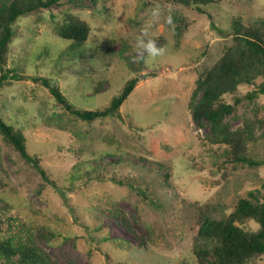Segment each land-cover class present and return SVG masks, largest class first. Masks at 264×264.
Returning <instances> with one entry per match:
<instances>
[{"label":"rangeland","instance_id":"obj_1","mask_svg":"<svg viewBox=\"0 0 264 264\" xmlns=\"http://www.w3.org/2000/svg\"><path fill=\"white\" fill-rule=\"evenodd\" d=\"M154 10H158L157 15ZM206 10L213 22L195 7L184 8L173 0H100L96 4L85 0L80 5H54L25 15L16 23L8 67L16 66L24 76L50 78L77 107L103 108L127 80L141 76L121 107L123 119L109 116L94 123L79 122L67 114L49 89L31 78H17L0 88L1 112L9 123L21 125L28 134L32 152L41 155L51 179L71 186L74 166L94 162L108 135L117 138L131 156L161 160L164 172L172 174V188L158 187L163 190L157 191L159 197L163 195V205L113 182L110 174L103 181H77L78 185L64 196L45 185L39 173L0 135V198L4 199L0 206L6 204V215L25 222L35 233L55 232V236L36 238L60 264H194L190 250L200 226L196 202L213 205L222 213L231 212L250 190H264V164L233 165L214 155L202 141L211 133L208 122H197L188 105L199 75L232 42L231 19L241 16L248 25H255L264 17V0H219ZM65 11L90 24L87 44L96 50L97 58L92 49L87 52L84 48L78 50V57L68 53L58 57L70 46L55 30ZM172 13L183 15L189 24L179 42L174 23L167 20ZM211 22L220 26L222 33L211 28ZM139 36L155 40L165 48L164 55L148 58L137 44ZM126 46L125 55L134 59L143 53L144 68L135 72L128 67L121 56ZM44 49L51 51L49 59L31 61ZM256 87L241 84L237 95L244 96ZM225 98L233 100L232 95ZM55 114L62 116L59 123ZM263 114L264 93H260L238 105V116L228 120L237 129L245 118ZM17 115L22 116L21 121ZM260 139L252 148L254 159H264V140ZM216 151L219 154L218 148ZM97 203L106 210H123L132 220L135 233H128L111 216L101 220L100 230L87 227L85 223L93 226L98 222L93 209ZM248 225L258 228L253 221ZM105 235L110 241H103ZM123 239L137 247L143 243L146 251H128L125 255L120 246ZM250 264H264V255Z\"/></svg>","mask_w":264,"mask_h":264},{"label":"trees","instance_id":"obj_2","mask_svg":"<svg viewBox=\"0 0 264 264\" xmlns=\"http://www.w3.org/2000/svg\"><path fill=\"white\" fill-rule=\"evenodd\" d=\"M92 1L96 4L100 0ZM173 2L184 8L195 7L213 22V17L206 9L209 5L217 4L219 0H173ZM64 3L80 5L84 4L85 0H0V88L17 78H31L48 88L65 112L79 122L94 123L109 116L123 119L121 107L135 90L141 76L127 80L120 93L114 96L107 106L93 110L75 106L50 78L24 76L19 74L16 66L8 67V55L16 36L15 25L18 20L25 15ZM171 17L175 38L179 42L189 24L186 17L181 14L172 13ZM212 22L211 28L222 33V28ZM55 30L60 38L70 42V46L60 51L58 57L66 53L78 57V50L81 52L82 48L87 52L92 49L97 54L96 50L87 44L91 33L90 24L75 13L65 11L62 19L56 22ZM230 32L232 42L224 48L221 56L199 75L188 105L197 122H208L211 133L202 141L214 155H219L229 164L254 167L264 164V159H254L251 154L259 139L264 140V114L255 118H245L244 124L237 129L232 128L228 117H237L238 105L264 93V17L259 18L255 25H248L241 16H235L231 19ZM128 49L126 46L121 50V56L128 67L135 72L144 68L145 59L137 60L125 55ZM50 54L51 51L44 49L36 53L31 61L42 58L47 60ZM97 56L98 54L96 58ZM241 84L257 87L246 95L239 96L237 93ZM226 95L233 96L232 102L226 100ZM17 116V121H21L22 116ZM57 116L59 123L62 116L55 114V117ZM20 126L17 123H9L0 109V135L4 142L39 173L45 185L55 188L61 195L65 196L66 191L73 190L78 185L77 181L85 180V183L92 180L103 181L107 174L112 175L110 180L113 182L128 186L143 198H151V202L156 205H163L165 202L163 195L160 197L157 195L159 185L172 188L170 183L172 174L169 171L164 172L165 165L161 160L148 161L138 154L131 156L113 135H108L101 143L104 149L99 157L93 160L94 162H78L74 166L76 172L69 179L71 186H61L56 180L51 179L48 170L41 163V155L32 152L28 134ZM85 145L87 146L86 143ZM216 148L219 149V154ZM3 201L4 199L0 198V202ZM196 205L197 221L200 226L192 251L190 250L194 264H250L255 258L264 255V190H250L247 196L238 199L231 212L222 213V210L210 204L196 202ZM93 209L97 212L94 217L98 222L93 226L89 222L85 223L87 227L100 230L101 220L111 216L128 233H135L132 220L123 210L119 208L106 210V207L99 203L95 204ZM7 212L6 204L0 206V264H60L36 238V235L55 236V232L39 231L36 234V230L28 227L25 222H20L16 217L7 216ZM251 221L258 225L257 229L248 225ZM102 239L110 241L108 235ZM120 246L125 255L128 251L145 250L143 243L137 247L126 239L120 240Z\"/></svg>","mask_w":264,"mask_h":264},{"label":"clouds","instance_id":"obj_3","mask_svg":"<svg viewBox=\"0 0 264 264\" xmlns=\"http://www.w3.org/2000/svg\"><path fill=\"white\" fill-rule=\"evenodd\" d=\"M157 14H158V10H154V15H157ZM167 20H168L169 24H171L173 22L171 15L168 16ZM146 31H147V29H145V32ZM137 44L141 49H143L144 51L147 52L148 58H150V59H154V58L163 56L165 53V48L162 46H159L157 44V42L153 39L145 40L143 38V36H139L137 38ZM136 59L137 60L145 59V57L142 53L140 56L136 57Z\"/></svg>","mask_w":264,"mask_h":264}]
</instances>
